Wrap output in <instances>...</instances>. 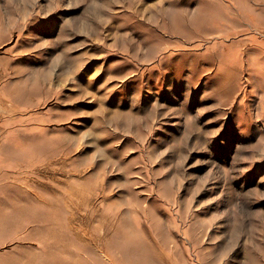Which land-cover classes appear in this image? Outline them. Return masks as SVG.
I'll list each match as a JSON object with an SVG mask.
<instances>
[{
    "label": "rangeland",
    "instance_id": "rangeland-1",
    "mask_svg": "<svg viewBox=\"0 0 264 264\" xmlns=\"http://www.w3.org/2000/svg\"><path fill=\"white\" fill-rule=\"evenodd\" d=\"M0 264H264V0H0Z\"/></svg>",
    "mask_w": 264,
    "mask_h": 264
},
{
    "label": "bare ground",
    "instance_id": "bare-ground-1",
    "mask_svg": "<svg viewBox=\"0 0 264 264\" xmlns=\"http://www.w3.org/2000/svg\"><path fill=\"white\" fill-rule=\"evenodd\" d=\"M213 4H214V3H213ZM217 5H218V4H217ZM217 5H216V6H217ZM240 8H241V7H240ZM228 9H229V7H228ZM241 10H242V9H241ZM229 11H231V10H229ZM238 12H239V11H238ZM219 13H220V12H219ZM219 15H220V14H219ZM243 15H244V14H243ZM221 16H222V15H221ZM236 17H237V16H236ZM221 18H222V17H221ZM246 18H247V17H246ZM235 19H236V18H235ZM237 20H238V19H237ZM247 21H248V20H247ZM247 21H246V22H247ZM221 27H222V26H221ZM214 30H215V29H214ZM232 32H233V31H232ZM228 33H229V32H228ZM228 33H226V34L228 35ZM230 34H231V33H230ZM75 190H76V189H75ZM70 193H71V192H70Z\"/></svg>",
    "mask_w": 264,
    "mask_h": 264
}]
</instances>
